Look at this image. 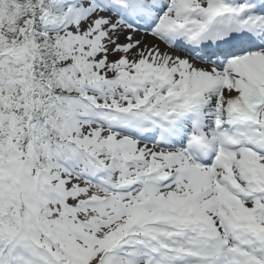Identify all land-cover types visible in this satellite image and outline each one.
<instances>
[{
	"label": "snow or ice",
	"instance_id": "snow-or-ice-1",
	"mask_svg": "<svg viewBox=\"0 0 264 264\" xmlns=\"http://www.w3.org/2000/svg\"><path fill=\"white\" fill-rule=\"evenodd\" d=\"M0 264H264V0H0Z\"/></svg>",
	"mask_w": 264,
	"mask_h": 264
}]
</instances>
